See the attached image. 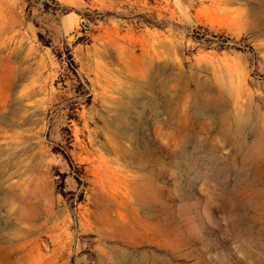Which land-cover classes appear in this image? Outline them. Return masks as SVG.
Here are the masks:
<instances>
[{
  "label": "rangeland",
  "instance_id": "1",
  "mask_svg": "<svg viewBox=\"0 0 264 264\" xmlns=\"http://www.w3.org/2000/svg\"><path fill=\"white\" fill-rule=\"evenodd\" d=\"M0 264H264V0H0Z\"/></svg>",
  "mask_w": 264,
  "mask_h": 264
},
{
  "label": "built area",
  "instance_id": "2",
  "mask_svg": "<svg viewBox=\"0 0 264 264\" xmlns=\"http://www.w3.org/2000/svg\"><path fill=\"white\" fill-rule=\"evenodd\" d=\"M98 21L92 17H86L82 19L80 23V31L84 35H88L98 28Z\"/></svg>",
  "mask_w": 264,
  "mask_h": 264
},
{
  "label": "bare ground",
  "instance_id": "3",
  "mask_svg": "<svg viewBox=\"0 0 264 264\" xmlns=\"http://www.w3.org/2000/svg\"><path fill=\"white\" fill-rule=\"evenodd\" d=\"M72 38V37H71Z\"/></svg>",
  "mask_w": 264,
  "mask_h": 264
}]
</instances>
